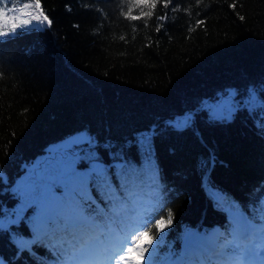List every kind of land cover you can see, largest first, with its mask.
I'll return each instance as SVG.
<instances>
[{
  "label": "trees",
  "instance_id": "trees-1",
  "mask_svg": "<svg viewBox=\"0 0 264 264\" xmlns=\"http://www.w3.org/2000/svg\"><path fill=\"white\" fill-rule=\"evenodd\" d=\"M31 2L0 0V7ZM129 2L41 0L51 26L34 22L12 32L11 21L2 25L9 35L0 36V264L80 261L79 252L58 251L66 236L53 235L48 205H37L35 216L27 203L26 214L13 216L25 199L21 176L35 163L32 179L61 167L54 164L61 155L79 156L76 171L93 177L90 199L77 201L96 223L112 215L94 178L101 172L121 199L133 191L155 205L150 216L172 212L146 264L181 257L178 264L223 263L225 242L237 248V215L254 224L264 218V0H172L168 8L161 0L137 21L123 14ZM197 21L204 24L189 31ZM226 99L229 106L215 112ZM77 131L87 138L64 154L50 151ZM53 191L66 215L78 211L71 188ZM124 210L108 226L128 236L141 227L142 209L125 200ZM197 235L204 238L184 251L185 237Z\"/></svg>",
  "mask_w": 264,
  "mask_h": 264
},
{
  "label": "snow or ice",
  "instance_id": "snow-or-ice-1",
  "mask_svg": "<svg viewBox=\"0 0 264 264\" xmlns=\"http://www.w3.org/2000/svg\"><path fill=\"white\" fill-rule=\"evenodd\" d=\"M10 2V0H9ZM204 0H196L197 4H202ZM172 3V0H163L162 7L168 8ZM161 4V0H130L128 11L123 13L129 20L137 21L153 15V11L157 6ZM233 9L237 7L236 3L230 5ZM133 8H140L139 15H133ZM143 8L151 9L150 11H143ZM25 9H31V11L25 12ZM175 10V9H174ZM19 13L26 16V19L17 22L18 16H9L8 13ZM158 19H166L165 16H160ZM240 19H244L243 16ZM11 21L12 32H15L18 28L27 27L33 25V23H40L51 26L52 20L49 19L42 6L41 0H32L31 3H24L22 7L17 8L14 4L12 7H8L5 3L0 7V36L9 35L8 32L3 30V24ZM204 21H197L196 25L190 28L189 31H195L196 28L202 26ZM159 32L161 29L157 27L155 29ZM120 39H124L123 36ZM79 156L72 154L65 157L68 162L67 166L58 167L52 173L38 176L33 181V193L32 201L40 204L46 202L48 205L47 223L52 226L51 231L53 235L59 232L65 233L66 238L63 240L64 247L59 248L58 251L64 255H71L73 252H79L80 256L86 259L78 261V264H146L149 256L153 251H156L158 237L168 229L173 222V214L169 210L166 214V218L163 216H150V211L154 210L155 205L142 200L140 195L127 191L125 199H121L115 191L111 189V185L108 182V177L102 172L98 177H94L97 180V187L105 192L106 197L112 201V215L105 220L103 224H98L95 221V217L84 216L82 203L77 201V197L81 201H87L90 197L87 196V183L90 178L89 174L77 172L74 165ZM96 166H94L95 171ZM70 183L66 186V181ZM128 180L126 177L122 178V187L127 190ZM64 187L67 195L69 188L77 195L72 197L71 201L76 204L78 211L72 215H66L59 205V197L53 194V188ZM125 200L132 201L139 205V209H142V215L137 218V221H141V227L132 228V231L127 237H124L125 231H112L108 227L112 220L118 217L127 215L124 210ZM96 216L103 217L104 212L102 209H94ZM163 211V209H161ZM264 211V210H262ZM144 217H147L145 222ZM155 229V233H153ZM248 228H242V235L248 232ZM225 252L229 255H236L239 253V249L233 245L225 242Z\"/></svg>",
  "mask_w": 264,
  "mask_h": 264
},
{
  "label": "rangeland",
  "instance_id": "rangeland-1",
  "mask_svg": "<svg viewBox=\"0 0 264 264\" xmlns=\"http://www.w3.org/2000/svg\"><path fill=\"white\" fill-rule=\"evenodd\" d=\"M223 105L225 107H228L229 106V101L226 99V100H223V102L220 103V104H218L216 102L214 104L213 110L215 112H218L219 111V108H221V106L224 107ZM86 138H87V134L84 131L74 132V133L70 134L69 136H67L66 138L61 139V140H58L57 142L53 143L52 146L50 147V149H51L50 151L56 152L59 155L60 154H64L67 150L70 149L69 147L72 146L74 143H78L80 141H83ZM64 158H65V155L64 156L61 155V158L60 159L54 160V164L59 165V166L62 164L61 166H65L66 167L68 162L65 161V160H63ZM37 165L38 164L35 163L33 166H31L29 169H27V171L18 180V183H17L18 184V189L23 192V196L22 197L25 198V199H23L22 201L21 200L19 201V204L18 205H20V206H18L15 209L14 212L16 214L15 213L13 214L14 217H16L17 216V213L20 212V211H21L22 214H26L27 213V212H24V210H25V208L27 206V203H29V206H30V208H28L29 209L28 212L34 213L35 216L39 215L38 213H40V209H37L38 208L37 205H39V204L34 203V202H31L32 201V193H33V181L36 178V176H35L32 179L31 173L38 169V166ZM57 168H58V166L57 167L56 166H54V167L52 166L51 167V171H47L46 173H43V175H46L48 173H52ZM38 172H40V170H38ZM53 194H54V191H53ZM25 203H26V205H24ZM41 204H42V207H46L47 206V203L46 202H42ZM28 209H26V210H28ZM238 217H240V216H238ZM10 218H12V216ZM233 218H235V217H233ZM7 219L8 218L5 217L4 220H3V222H5ZM240 220H242V218H238L237 219V221H240ZM242 224L244 226H250V227L254 228L255 231H257V230H259V228L260 229H264V218L261 220V222L259 224H254V223L248 222V221H243ZM109 228H111L112 231H118V229L115 228L114 226H111L110 225ZM231 229H234L232 231V237L233 236L235 237L234 239H235V241H236V243L238 245H240L242 243H249V241L252 238H255V236L254 235H251V234L249 235L248 238H242V236H241V238H238L239 237V234L241 233L240 232L241 230L238 231L237 230L238 227H236V226L235 227H232ZM262 235H264V233ZM262 235H259V236L262 237ZM121 238L124 239L125 237H121ZM195 238H196L197 242H199V239L198 238H202L203 239L204 236L203 235H200V236L197 235ZM263 238L264 237H262V239ZM210 240L213 243L214 242L218 243V241H220V239L218 238L217 235L211 236L210 237ZM240 240H244V241L240 242ZM249 247L251 248V255L252 256H250V258H251L252 263L253 264H264L263 261H262L263 260L262 259V255H263V252L264 251L257 250V252H253V250H252L253 249V244H251V243H250V246ZM191 249L189 248L188 251H190ZM212 251H215V249H213ZM244 254H245V251L243 250L242 253H241V251H239L238 254L232 255L234 257V259H233L234 261L231 262L230 264H243V258H245L244 257ZM183 259L184 258H182V260ZM174 261L175 260L172 259L167 264H172Z\"/></svg>",
  "mask_w": 264,
  "mask_h": 264
},
{
  "label": "bare ground",
  "instance_id": "bare-ground-1",
  "mask_svg": "<svg viewBox=\"0 0 264 264\" xmlns=\"http://www.w3.org/2000/svg\"><path fill=\"white\" fill-rule=\"evenodd\" d=\"M68 152V151H67ZM49 157V156H48Z\"/></svg>",
  "mask_w": 264,
  "mask_h": 264
}]
</instances>
